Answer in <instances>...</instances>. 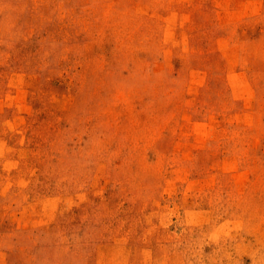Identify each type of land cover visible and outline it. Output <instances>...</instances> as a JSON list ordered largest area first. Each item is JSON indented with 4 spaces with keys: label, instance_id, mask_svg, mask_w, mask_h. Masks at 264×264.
Segmentation results:
<instances>
[{
    "label": "rangeland",
    "instance_id": "1",
    "mask_svg": "<svg viewBox=\"0 0 264 264\" xmlns=\"http://www.w3.org/2000/svg\"><path fill=\"white\" fill-rule=\"evenodd\" d=\"M0 264H264V0H0Z\"/></svg>",
    "mask_w": 264,
    "mask_h": 264
}]
</instances>
